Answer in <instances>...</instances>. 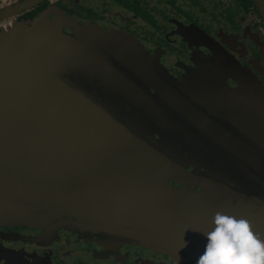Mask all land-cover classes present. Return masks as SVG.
I'll return each mask as SVG.
<instances>
[{"label":"water","instance_id":"95a60500","mask_svg":"<svg viewBox=\"0 0 264 264\" xmlns=\"http://www.w3.org/2000/svg\"><path fill=\"white\" fill-rule=\"evenodd\" d=\"M140 46L100 32L74 38L47 19L2 30L0 221L43 227L67 222L66 215L82 207L90 220L113 222L128 242L168 253L194 248L196 259L203 254L207 238L191 216L204 206V194L172 183L227 189L125 126L136 119L147 126L157 122L167 129L166 139L184 143L175 148L184 158L193 150L194 136L163 113L180 101L167 84L171 77ZM123 49L130 54L120 58ZM76 55L79 64L72 62ZM70 72L80 75L78 89L62 79ZM137 72L153 85L134 82L130 77ZM105 97L115 107L124 103L123 121L96 101L105 106ZM106 206L114 209H96Z\"/></svg>","mask_w":264,"mask_h":264},{"label":"flooded vegetation","instance_id":"af4514ba","mask_svg":"<svg viewBox=\"0 0 264 264\" xmlns=\"http://www.w3.org/2000/svg\"><path fill=\"white\" fill-rule=\"evenodd\" d=\"M36 19L74 37L85 31L128 38L154 57L181 101L164 110L194 136L189 146L195 149L185 152V160L207 167L202 170L220 176L209 178L227 189L172 183L218 197L196 207L192 222L204 235L213 227L209 212L222 211L248 219L264 238V0H0V33ZM76 208L67 222L43 227L0 221V264L198 260L194 248L173 254L128 242L113 230V222L90 220Z\"/></svg>","mask_w":264,"mask_h":264},{"label":"clouds","instance_id":"9594fccd","mask_svg":"<svg viewBox=\"0 0 264 264\" xmlns=\"http://www.w3.org/2000/svg\"><path fill=\"white\" fill-rule=\"evenodd\" d=\"M212 223V229L203 233L207 244L196 264H264V238L253 231L248 219L217 211Z\"/></svg>","mask_w":264,"mask_h":264},{"label":"rangeland","instance_id":"374dc122","mask_svg":"<svg viewBox=\"0 0 264 264\" xmlns=\"http://www.w3.org/2000/svg\"><path fill=\"white\" fill-rule=\"evenodd\" d=\"M72 37H74V36H72ZM77 37H78V35H76V37H74V38H77ZM129 54L130 53L128 52V50L123 49L121 51V53H120V58H123L124 56L128 57ZM72 62L79 64L80 63V55H76L75 58H72ZM105 63L107 65L110 64L109 58L107 60H105ZM62 67L64 68V70L66 69L64 63L62 65ZM137 75L140 78L136 77V75H132L130 78L132 80H134V82L135 81L141 82V80H142V83L145 81L149 85L151 84V81L147 77H144L145 75L143 73H139L138 74V72H137ZM62 77H64V78H62L64 82L69 83L70 85H75L76 89H78L79 86L81 85L80 75H78L75 72L63 73ZM151 85H153V84H151ZM152 93H153V91H152ZM157 93L159 94V92H157ZM161 98L164 99L162 96H161ZM110 100L111 99L105 97V106L100 101H98V100H96V101L101 106H103L108 113L115 115L117 119H120L121 121H123L124 113L122 112V106H123L124 103L123 104L117 103V107H115L114 106V101H110ZM163 113L168 115V117L171 116V114L166 113L165 110L163 111ZM125 126L129 130H131L132 132L140 135L141 137L147 138L148 143L151 144L153 147L157 148L158 150H161V151L165 152L166 154L171 156L173 159H176L177 161L182 162L188 168H193L194 172H196L198 174H201V175L208 176V177H220V176H217V175L215 176L213 174H210L208 172H204L202 170V167H203L202 164L195 165L193 162H189V160H185V158L182 155V152L180 153L179 150L175 149L177 145H180V147L182 148L181 143H183V142L176 141L173 138L171 140L166 139L165 135L162 134V133L167 132V129L162 128L161 126H159L157 122H155L154 126H147V124H142L140 120L136 119L134 121L129 120L125 124ZM153 127L157 128L159 130L155 131V130H153ZM185 131L188 132L191 136H193V133L190 131V129H187ZM175 138H177V137H175ZM191 149H195V148H191ZM194 160H196V159H194ZM203 168H207V167H203ZM203 198L204 199H208V200L209 199H215V200L217 199V197L210 196L209 194H204Z\"/></svg>","mask_w":264,"mask_h":264}]
</instances>
